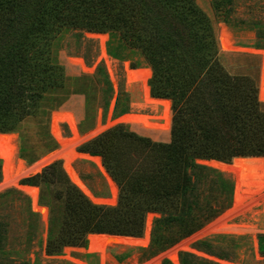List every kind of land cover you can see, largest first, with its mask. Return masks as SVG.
<instances>
[{"label":"trees","instance_id":"trees-1","mask_svg":"<svg viewBox=\"0 0 264 264\" xmlns=\"http://www.w3.org/2000/svg\"><path fill=\"white\" fill-rule=\"evenodd\" d=\"M213 2L231 24L238 1ZM71 30L116 33L139 49L153 69V96L173 100V121L169 141L120 123L79 147L103 157L120 187L119 201L94 203L65 181L67 188L56 190L57 198L68 195L48 251L86 247L91 233L142 236L146 215L157 212L161 216L145 249L153 256L231 206L232 177L198 159L244 167L243 182L249 178L246 170L264 167V63L259 95L254 77L225 68L213 23L196 0H0V133L22 129L28 118L41 116L51 92L68 89L69 76L55 47ZM100 74L107 82L105 97L113 88L102 65L95 76ZM94 77L80 93L89 94ZM61 172L53 163L24 182L56 183ZM52 219L54 227L58 217ZM200 244L212 246L210 238ZM259 248L264 255V235ZM180 256L182 264H217L190 252ZM162 264L173 263L166 258Z\"/></svg>","mask_w":264,"mask_h":264},{"label":"rangeland","instance_id":"rangeland-1","mask_svg":"<svg viewBox=\"0 0 264 264\" xmlns=\"http://www.w3.org/2000/svg\"><path fill=\"white\" fill-rule=\"evenodd\" d=\"M236 1L238 3L231 16L230 24L223 21L214 7L213 0H196L209 15L218 41L220 32L225 27L233 36L237 46L264 50V7L261 5L264 0ZM253 19L263 21L259 22V26H254ZM102 48H105L107 57L103 56ZM220 55L225 68L231 73L254 77L259 85L260 95L262 55L247 51L226 53L221 49ZM55 57L58 62L65 65L69 76L68 89L63 92H51L43 102L41 116L28 118L22 129L3 133L9 136L11 165L7 171L5 160L0 152V263L23 264L26 261L30 264H162L167 258L176 264L169 256L176 253L178 264H182L181 253L190 252L217 264H264V255L259 248V237L264 235V167L246 170L249 172L247 174L249 178L245 182H243L242 170L243 196L239 203L236 200V192H233L232 203L228 209L195 233L153 256H148L149 252L145 249L151 243L154 221L161 216L157 212H149L146 215L144 233L138 236L145 235L147 220L150 219V240L145 246H112L107 250L109 256L106 259L102 258L98 252L89 250L88 235L86 247L65 246L61 253L50 254L48 242L50 237L58 231L68 195V192H64L62 198H57L56 190H65L67 188L65 181L75 184L65 168L66 152L71 149L77 151L78 156L73 161V167L94 197L102 201H93L78 188L92 202L114 206L119 201L120 187L104 165L103 157L80 151L79 147L120 123L126 124L139 133L149 135L155 140L169 141L173 121V100L170 98H166L171 101V126L168 129H152L145 127L138 120L125 117L126 115L149 116L151 121L162 124L164 123L162 116L164 106L162 103H159L156 109H152L150 105L144 106L145 87L150 90L148 92L151 97L159 98L153 96L150 86L153 69L142 52L130 47L128 41L119 34L67 31L55 47ZM100 65L104 67L113 88L105 97L103 94L107 88V82L101 74L95 76ZM129 69H151L152 74L150 77L137 74V79L131 82L128 78ZM93 77L95 82L89 94L80 93V89L86 87ZM60 112L71 113L76 121L75 132L67 122H61L64 139L71 140L77 137L65 145L52 132L54 113ZM212 160L216 159H198L197 161L225 172L232 177L237 187L234 173L212 165L210 163ZM53 163H57V172L60 173L62 169L61 177L58 173V182L41 181L39 185L24 182ZM34 180L38 181V178ZM26 186H34L39 190L38 206L47 209L46 216L35 207L33 198L24 190ZM113 199L115 200L109 201ZM53 216L58 217L54 227ZM202 230H207L209 233L192 238ZM208 238L211 239L212 246L202 247L200 242ZM180 244L185 245L175 252Z\"/></svg>","mask_w":264,"mask_h":264},{"label":"bare ground","instance_id":"bare-ground-1","mask_svg":"<svg viewBox=\"0 0 264 264\" xmlns=\"http://www.w3.org/2000/svg\"><path fill=\"white\" fill-rule=\"evenodd\" d=\"M105 38V37H104ZM103 38V39H104ZM219 41H220V46L223 51L227 52H241L242 51H247L250 53H257V54H264V50H256L253 48H244L241 46H237L234 42L233 36L231 33L228 31L227 28H223L220 32L219 35ZM103 46V45H102ZM102 54L104 57H107L105 48H102ZM109 59V58H108ZM111 60V59H110ZM262 61L264 63V59L262 57ZM137 74H143L145 77H150L152 74L151 69H144V70H128V78L129 80L135 81L136 75ZM262 78H263V64H262V73H261V81H260V92L262 89ZM145 98L146 101L144 103V106L150 105L152 109H156L159 103H162L164 106V112H163V117H164V123H156L151 121L147 116H142L141 115H126V118H131L135 119L141 122L142 125L145 127L149 128H156V129H168L171 126V115H170V105L171 101L169 99H159V98H154L149 95L148 92V87H145ZM150 91V90H149ZM137 106V104H136ZM141 107V105H139ZM144 106H142L144 108ZM141 107V108H142ZM139 108V107H138ZM146 108V107H145ZM158 111V110H157ZM156 113V112H155ZM161 116V115H160ZM67 122L70 127L72 128L73 132H75V124L76 121L71 113L68 112H60V113H54L53 116V121H52V132L55 135V137L63 144L65 145L69 141H73L74 139H77L75 137L74 139L67 140L64 139L62 136V128H61V122ZM81 138V137H78ZM0 152L2 157L5 160V169L10 168L11 165V147L9 143V136L3 133H0ZM78 156V153L75 149H71L65 154V168L70 176L71 180L85 193L87 194L93 201L99 202L102 200L96 199L94 195L91 193L90 189L86 185L85 181L82 180L80 177L79 173L77 170L73 167V161L74 159ZM210 163L219 169L225 170V171H231L235 175V179L237 181V187H236V200L237 203L242 198V189H243V183L242 182V170L243 168L239 165H233V164H228L226 162L218 161V160H212ZM24 190L33 198L35 207L43 213L44 216L47 214V209L43 207L38 206V195H39V190L36 187H31V186H26L24 187ZM109 200V201H114ZM245 200V199H244ZM244 202V201H243ZM251 209V208H250ZM240 225V224H239ZM150 226H151V220H147V227H146V233L143 237H136V236H125V235H114V234H90L89 235V240H90V246L89 250L90 251H95L98 252L102 258H106L109 256L107 254V250L112 247V246H124V247H131V246H145L149 243L150 240ZM239 228V227H238ZM236 228V229H238ZM238 231V230H236ZM209 233L207 230H202L195 234L192 238L195 237H201L204 234ZM185 244H180L175 252L178 250V248H183ZM174 254H170L169 256L171 259L178 264V258ZM111 258V257H110Z\"/></svg>","mask_w":264,"mask_h":264},{"label":"water","instance_id":"water-1","mask_svg":"<svg viewBox=\"0 0 264 264\" xmlns=\"http://www.w3.org/2000/svg\"><path fill=\"white\" fill-rule=\"evenodd\" d=\"M235 158H236V157H235ZM235 158H234V159H235ZM234 159H233V161H234ZM233 161H232V162H233ZM232 162H231V163H232ZM234 192H236V186H235ZM234 196H235V193H234ZM96 234H104V233H96Z\"/></svg>","mask_w":264,"mask_h":264}]
</instances>
